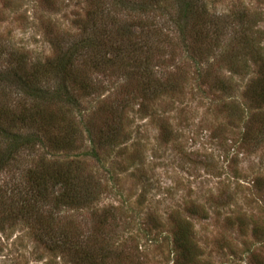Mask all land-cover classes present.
<instances>
[{
	"label": "rangeland",
	"instance_id": "obj_1",
	"mask_svg": "<svg viewBox=\"0 0 264 264\" xmlns=\"http://www.w3.org/2000/svg\"><path fill=\"white\" fill-rule=\"evenodd\" d=\"M112 2L0 0V52L13 50L27 69L68 56L88 31L89 10L133 22ZM167 10L154 14L157 26L135 45L142 54L134 58L144 60L149 50L150 70L170 91L150 102L143 91L147 73L140 76L133 57L107 54L105 61L91 48L79 51L66 81L75 103L41 107L52 118L47 135L70 142L71 151L18 158L0 174V189L8 192L42 155L48 163L81 158L95 190L84 200L94 194L95 200L64 216L77 226V244L93 247L97 261L105 252L106 264H177L173 231L185 221L196 264H264V99L250 93L264 64V0H216L210 14H244L252 40L245 48L240 26L222 24L221 17L215 28L220 39L205 57L190 47V39L183 44ZM10 64L0 55V72ZM48 76L47 87L57 88L61 81ZM80 84L91 94H82ZM5 100L16 109L26 105L14 91ZM99 131L114 143L99 145L96 138L91 144ZM93 153L98 159L89 158ZM11 203L6 194L5 205ZM192 207L197 215L189 213ZM104 212L117 218L101 229L97 220ZM29 232L21 222L0 232V264H71L58 252L49 254Z\"/></svg>",
	"mask_w": 264,
	"mask_h": 264
},
{
	"label": "trees",
	"instance_id": "obj_2",
	"mask_svg": "<svg viewBox=\"0 0 264 264\" xmlns=\"http://www.w3.org/2000/svg\"><path fill=\"white\" fill-rule=\"evenodd\" d=\"M112 3L116 8L125 10L127 17L134 18L133 22L128 24L121 17L118 20L111 19L110 12L99 14L97 9L89 10L86 17L88 31H85V36L80 42L73 45L68 56L58 55L44 65L37 63L27 69L25 61H20L13 50L0 52L1 56L7 55L12 65L11 69L0 72V92L4 98L3 106H0V174L7 173L15 163H18L17 159L23 158L24 155L32 156L43 151L44 155L56 156L59 152L71 151L70 142H56L50 139L53 135L51 137L47 135L50 133L52 118L44 114L41 107L58 105L61 108L75 103L66 81L73 73L72 56L80 53L79 51L85 52L91 48L93 52L96 51L97 57L100 56L105 61L108 60L107 54L124 60L126 57H133L132 60L136 62L135 69L140 76L147 73L148 79L147 83L143 84V91L149 93L151 102L153 98L170 91L167 81L155 78L150 70L149 50L146 52L145 49L144 60L137 61L134 58L142 54V50L136 49L135 45L139 44L143 36L148 38L149 31L157 26L154 14L170 12L167 8L173 11L168 21L170 20L171 25L176 27L183 44L190 39V47L195 48L200 57H205L216 47L220 35L215 28L220 24L218 20L221 17H224L222 24H227L231 20L230 27L234 26L235 22L240 26L242 43L245 48H250L249 42L252 39L249 36L252 26L246 25L244 14L215 17L210 11L214 9L216 0H129V4L123 0H114ZM165 3H168V6L164 5ZM211 28L215 30L211 31ZM250 50L257 54V51ZM261 66L263 68L260 71L261 78L250 87V93L258 95L259 100L264 99V64ZM49 74L61 81L55 89L47 87L46 79ZM79 90L82 94H91L93 91L83 85ZM13 91L20 95L24 100L23 104H26L20 105V109L10 106L5 100ZM30 129L35 130L36 134L30 133ZM96 138L99 145L109 142L107 146H111L114 143V139L110 137L109 140L105 131L103 133L99 131L95 137H90V143L92 144ZM91 157L98 159L96 153L89 155L90 159ZM80 159L72 162L55 160L48 163L42 155L35 165L30 162V167L18 174L8 192L0 189V232L6 226L21 222L30 229L29 233L34 242L51 255L58 252L71 264H106L107 253H101V259L97 261L96 257H93L95 254L93 247L77 244L74 237L78 233L77 226L74 222L68 221L72 218L64 216L70 212L81 211L95 200V194L88 200L86 196L87 201L84 200V195L95 190L91 189V178L85 173V164ZM6 194L12 200L8 207L5 205ZM189 213L197 215V209L192 207ZM116 218L114 216L110 218L108 212H104L98 217V228L106 229L107 224ZM190 226L185 221L175 224L173 243L177 251L175 261L177 264L197 263V248L192 241ZM106 252L109 253V250Z\"/></svg>",
	"mask_w": 264,
	"mask_h": 264
}]
</instances>
